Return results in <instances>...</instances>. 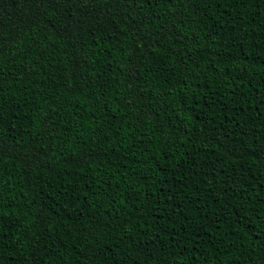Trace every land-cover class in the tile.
<instances>
[{
    "label": "trees",
    "instance_id": "1",
    "mask_svg": "<svg viewBox=\"0 0 264 264\" xmlns=\"http://www.w3.org/2000/svg\"><path fill=\"white\" fill-rule=\"evenodd\" d=\"M0 264H264V0H0Z\"/></svg>",
    "mask_w": 264,
    "mask_h": 264
}]
</instances>
